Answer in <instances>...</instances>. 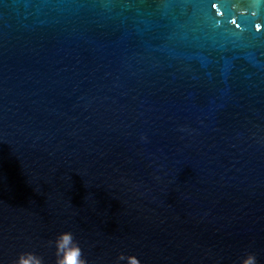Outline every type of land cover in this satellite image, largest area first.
<instances>
[{
	"label": "water",
	"instance_id": "1",
	"mask_svg": "<svg viewBox=\"0 0 264 264\" xmlns=\"http://www.w3.org/2000/svg\"><path fill=\"white\" fill-rule=\"evenodd\" d=\"M64 231L264 264V0H0V264Z\"/></svg>",
	"mask_w": 264,
	"mask_h": 264
},
{
	"label": "clouds",
	"instance_id": "2",
	"mask_svg": "<svg viewBox=\"0 0 264 264\" xmlns=\"http://www.w3.org/2000/svg\"><path fill=\"white\" fill-rule=\"evenodd\" d=\"M50 243L54 246L55 264H87L72 232H61ZM125 260L127 264H140L135 256L125 257L122 253L118 255L116 264ZM11 264H43V260L32 252H22ZM238 264H257L256 255L246 251L238 258Z\"/></svg>",
	"mask_w": 264,
	"mask_h": 264
}]
</instances>
